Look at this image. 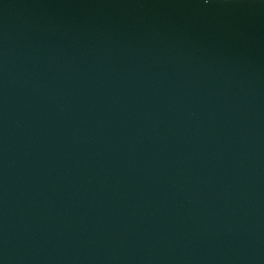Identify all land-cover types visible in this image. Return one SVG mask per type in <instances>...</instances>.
I'll return each instance as SVG.
<instances>
[{
    "label": "water",
    "instance_id": "water-1",
    "mask_svg": "<svg viewBox=\"0 0 264 264\" xmlns=\"http://www.w3.org/2000/svg\"><path fill=\"white\" fill-rule=\"evenodd\" d=\"M134 6L136 1L144 4L140 10L136 7L146 19L188 60L190 61L207 79L211 75L210 68L220 66L228 61L230 58L238 53V46H230L225 51L222 47L226 41L241 42L239 34L230 30L215 29L213 32H208L206 41H201L199 36L204 33L203 29L198 32L190 30L178 18L170 17L168 20H163L158 23L155 20L158 8L165 5V0H129ZM169 12V8H165ZM181 22V23H180ZM217 35V36H214ZM226 38V40H224ZM240 45V44H239ZM264 63V57H262ZM251 65V64H250ZM249 70L252 72V77L249 82L254 78L259 79L261 74L255 66L251 65ZM209 80V79H208ZM216 88L218 85L212 83ZM255 122V120H251Z\"/></svg>",
    "mask_w": 264,
    "mask_h": 264
},
{
    "label": "clouds",
    "instance_id": "clouds-1",
    "mask_svg": "<svg viewBox=\"0 0 264 264\" xmlns=\"http://www.w3.org/2000/svg\"><path fill=\"white\" fill-rule=\"evenodd\" d=\"M206 2H207V0H206Z\"/></svg>",
    "mask_w": 264,
    "mask_h": 264
}]
</instances>
